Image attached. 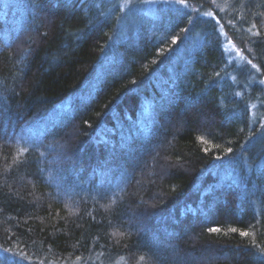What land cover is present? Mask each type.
<instances>
[{
    "label": "trees",
    "instance_id": "obj_1",
    "mask_svg": "<svg viewBox=\"0 0 264 264\" xmlns=\"http://www.w3.org/2000/svg\"><path fill=\"white\" fill-rule=\"evenodd\" d=\"M202 1L0 0V264H264V0Z\"/></svg>",
    "mask_w": 264,
    "mask_h": 264
},
{
    "label": "rangeland",
    "instance_id": "obj_2",
    "mask_svg": "<svg viewBox=\"0 0 264 264\" xmlns=\"http://www.w3.org/2000/svg\"><path fill=\"white\" fill-rule=\"evenodd\" d=\"M190 1H193V2H190ZM99 2H105L106 3H110L112 6H120L121 9L123 10H126V8L129 10H134V9H140V7H142L147 13H150V14H153L155 15L156 13V10L158 9V7L160 6H164V7H167V6H171V5H175L177 6L176 4H178L176 2V0H99ZM202 3L203 1L202 0H183V3L181 4H186L188 6H190L193 11H196V12H199L200 15H211L212 12H208L206 9L203 8L202 6ZM211 3H214L215 4V0L214 1H211ZM131 5V6H129ZM137 5H139L137 7ZM240 54V53H239ZM234 57H235V54H234ZM236 58V57H235ZM247 58L246 57H243L242 55H240L239 58H236L234 59L233 58V62H235V65L238 66V67H248V64L247 63ZM250 69V68H249ZM255 69H252V71H254ZM256 70L254 71L255 74H256ZM232 77L233 79H235V81L238 82V78L237 76L235 77V73L232 74ZM250 80H247L246 83H244L243 85V89L244 90H249L248 86L255 82V78H249ZM249 83V84H248Z\"/></svg>",
    "mask_w": 264,
    "mask_h": 264
},
{
    "label": "snow or ice",
    "instance_id": "obj_3",
    "mask_svg": "<svg viewBox=\"0 0 264 264\" xmlns=\"http://www.w3.org/2000/svg\"><path fill=\"white\" fill-rule=\"evenodd\" d=\"M176 2H177L178 4H181V3H183V0H176ZM249 31H251V29H250ZM256 35L259 36V35H260L259 32H257ZM249 63H251V62L249 61ZM252 67L255 68L256 66H255V65H252ZM259 83H260L261 85H264V80L259 81ZM229 152H231V149H229ZM218 159H219V158H218ZM260 171H261L262 174H264V169H261ZM209 230L212 231V232H219V231H220L219 228H210ZM232 231H233V232H236V229L233 228ZM240 235H241V236H248L249 233L246 232V231H241V232H240ZM17 264H18V262H17Z\"/></svg>",
    "mask_w": 264,
    "mask_h": 264
}]
</instances>
